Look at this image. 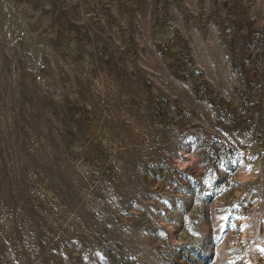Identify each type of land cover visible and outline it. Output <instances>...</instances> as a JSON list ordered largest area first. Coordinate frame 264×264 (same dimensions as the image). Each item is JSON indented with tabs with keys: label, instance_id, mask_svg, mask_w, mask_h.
<instances>
[{
	"label": "rangeland",
	"instance_id": "obj_1",
	"mask_svg": "<svg viewBox=\"0 0 264 264\" xmlns=\"http://www.w3.org/2000/svg\"><path fill=\"white\" fill-rule=\"evenodd\" d=\"M0 264H264V0H0Z\"/></svg>",
	"mask_w": 264,
	"mask_h": 264
}]
</instances>
